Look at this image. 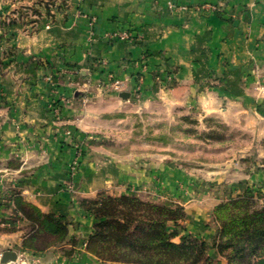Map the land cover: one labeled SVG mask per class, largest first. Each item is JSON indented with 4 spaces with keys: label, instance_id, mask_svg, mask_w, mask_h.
<instances>
[{
    "label": "crops",
    "instance_id": "0c3cea01",
    "mask_svg": "<svg viewBox=\"0 0 264 264\" xmlns=\"http://www.w3.org/2000/svg\"><path fill=\"white\" fill-rule=\"evenodd\" d=\"M171 1L85 0L56 4L50 13L35 5L40 16L25 5V19L4 1L0 264L5 252L17 255L5 264H112L88 252L94 222L80 201L109 187L151 182L154 168L147 177L143 166L90 147L72 176L75 139L68 131L91 138L90 132L112 126L117 114L148 108L245 123L251 125L250 138L264 139V0H173L172 10ZM10 14L15 24L8 26ZM123 31L129 40L108 39ZM112 79L124 83L123 91L108 90ZM123 92L131 94L129 100L120 97ZM13 189L43 214L78 221L70 227L71 240L44 253L24 250L27 223L5 206ZM187 214L197 233L211 234L193 207ZM8 219L17 221L14 228L3 224ZM211 256L219 259L216 251Z\"/></svg>",
    "mask_w": 264,
    "mask_h": 264
},
{
    "label": "rangeland",
    "instance_id": "374dc122",
    "mask_svg": "<svg viewBox=\"0 0 264 264\" xmlns=\"http://www.w3.org/2000/svg\"><path fill=\"white\" fill-rule=\"evenodd\" d=\"M4 1L0 3V11ZM41 1L10 0L17 7L16 11L30 5L33 15L35 5ZM11 16L5 17L6 22L9 18L7 23L12 20ZM4 32H0V41ZM196 116L178 113L171 116L165 111L151 112L148 108L138 112L131 109L128 113L114 116L109 128L90 132L91 138L77 135L73 146L79 145L83 158L90 147L98 151L108 150L111 159L125 161L132 167L143 166L147 172L142 173L147 177L155 173L151 182L126 188L113 186L93 197L82 198L80 205L83 211L87 212L82 206L83 201L101 203L107 197L121 195L169 208L181 207L186 214L185 221L181 222L185 229L183 233L205 241L209 237L208 242H211L217 229L214 213L219 205L232 197L244 195L248 189L257 201L264 203V139L250 138L251 125H228L214 116L200 121ZM18 194L21 196L18 189L8 193L5 206L15 210L10 200ZM188 207L199 213L197 218L204 221L210 235L199 234L193 229L188 219ZM19 221L24 222L22 219ZM7 223L3 222L12 229L14 226L10 228L11 224L17 221L8 219ZM213 251L216 250H210V256ZM218 258H212L213 264H228L220 255Z\"/></svg>",
    "mask_w": 264,
    "mask_h": 264
},
{
    "label": "trees",
    "instance_id": "16d2710c",
    "mask_svg": "<svg viewBox=\"0 0 264 264\" xmlns=\"http://www.w3.org/2000/svg\"><path fill=\"white\" fill-rule=\"evenodd\" d=\"M39 5L47 13L57 8L56 0H43ZM33 13L41 14L37 8ZM18 17L29 18L27 10H20ZM13 24L11 20L8 26ZM10 202L27 223L24 250L44 253L62 246L71 240L70 227L79 225L72 217L43 214L19 194ZM82 206L94 218L87 250L103 262L213 264L209 252L214 249L228 264H264V203L249 189L217 207V229L211 242L183 233L181 222L186 214L181 207L169 208L127 195L107 197L101 203L83 201Z\"/></svg>",
    "mask_w": 264,
    "mask_h": 264
},
{
    "label": "built area",
    "instance_id": "2783aa9c",
    "mask_svg": "<svg viewBox=\"0 0 264 264\" xmlns=\"http://www.w3.org/2000/svg\"><path fill=\"white\" fill-rule=\"evenodd\" d=\"M84 2H85V0H56L57 5L65 4L66 6L71 5L72 3H77L79 5V4H82ZM176 7H177L176 4L172 0L169 3V8L172 10ZM49 28H50V26L48 25L47 29H49ZM130 38H131V34L129 32H126V31L117 32V33H114V34H111L108 36V39L120 40V41H127ZM107 88L110 92L120 93L124 89V83L119 79H112L111 82L108 84ZM56 113H58L57 110H56ZM67 135L71 137L72 132L68 131ZM74 149L76 151V158L72 162V164L70 165V173L72 176H74L77 173L79 165H80L82 158H83V151L80 149L79 145H74Z\"/></svg>",
    "mask_w": 264,
    "mask_h": 264
},
{
    "label": "water",
    "instance_id": "95a60500",
    "mask_svg": "<svg viewBox=\"0 0 264 264\" xmlns=\"http://www.w3.org/2000/svg\"><path fill=\"white\" fill-rule=\"evenodd\" d=\"M3 0H0V3L2 2ZM120 97L123 99V100H129L130 97H131V94L129 92H123L121 93ZM17 260V255L15 253H11V252H5L3 255H2V259H1V262L3 264L5 263H8L10 261L12 262H15Z\"/></svg>",
    "mask_w": 264,
    "mask_h": 264
}]
</instances>
